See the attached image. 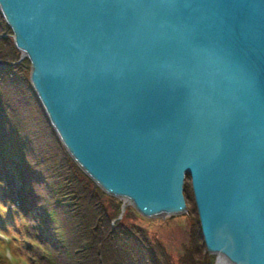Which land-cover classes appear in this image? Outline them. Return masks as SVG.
I'll return each mask as SVG.
<instances>
[{
    "label": "water",
    "instance_id": "water-1",
    "mask_svg": "<svg viewBox=\"0 0 264 264\" xmlns=\"http://www.w3.org/2000/svg\"><path fill=\"white\" fill-rule=\"evenodd\" d=\"M64 147L144 218L264 264V0H0ZM124 211V210H123Z\"/></svg>",
    "mask_w": 264,
    "mask_h": 264
},
{
    "label": "trees",
    "instance_id": "trees-1",
    "mask_svg": "<svg viewBox=\"0 0 264 264\" xmlns=\"http://www.w3.org/2000/svg\"><path fill=\"white\" fill-rule=\"evenodd\" d=\"M11 35L0 11V200L27 221L22 233L37 251L30 250L29 264H175L165 243L132 221L144 217L129 208L119 219V199L73 160L32 87L31 63L21 62ZM16 174L23 175L19 191ZM190 200L191 232L178 264H215L193 190Z\"/></svg>",
    "mask_w": 264,
    "mask_h": 264
},
{
    "label": "rangeland",
    "instance_id": "rangeland-1",
    "mask_svg": "<svg viewBox=\"0 0 264 264\" xmlns=\"http://www.w3.org/2000/svg\"><path fill=\"white\" fill-rule=\"evenodd\" d=\"M14 39V36H10ZM26 59H22L21 62ZM185 198L188 206L187 213L177 216L157 217L154 219H143L136 217L132 221L142 229L149 232L153 240H162L168 250V253L173 256L175 264H178L183 245L187 242V234L190 233L192 219L190 217L192 205L190 203L192 184L190 179L186 181ZM190 200V201H189ZM120 201L122 219L126 210L133 208L125 199ZM0 200V264H29V258H32L30 250L34 251L35 244L26 238L22 231L24 227H28L27 221L24 217L18 216L14 210H8ZM124 210V211H123ZM16 216H15V214ZM197 217V213H193ZM193 214L191 215L193 217ZM14 217V218H13ZM12 218L13 220L6 226L5 221ZM217 256V255H216ZM217 264V259L216 263Z\"/></svg>",
    "mask_w": 264,
    "mask_h": 264
},
{
    "label": "bare ground",
    "instance_id": "bare-ground-1",
    "mask_svg": "<svg viewBox=\"0 0 264 264\" xmlns=\"http://www.w3.org/2000/svg\"><path fill=\"white\" fill-rule=\"evenodd\" d=\"M17 179H16V189L19 191L23 187V175L22 174H16ZM128 202V201H127ZM129 203V202H128ZM130 204V203H129ZM218 263L217 264H228L227 261L225 260L224 257L220 256L218 258Z\"/></svg>",
    "mask_w": 264,
    "mask_h": 264
}]
</instances>
